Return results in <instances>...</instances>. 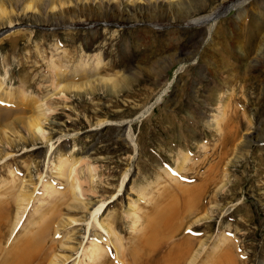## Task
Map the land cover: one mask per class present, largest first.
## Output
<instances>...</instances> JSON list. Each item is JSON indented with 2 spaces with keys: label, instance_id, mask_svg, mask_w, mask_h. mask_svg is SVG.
Here are the masks:
<instances>
[{
  "label": "rangeland",
  "instance_id": "obj_1",
  "mask_svg": "<svg viewBox=\"0 0 264 264\" xmlns=\"http://www.w3.org/2000/svg\"><path fill=\"white\" fill-rule=\"evenodd\" d=\"M7 1L0 108L12 114L0 120V259L12 241L26 239L41 259L55 253L75 264L98 243L111 251L103 260L119 263L107 234L88 227L106 203L99 219L124 239L128 255L152 233L143 252L151 257L157 236L172 228L161 255L173 247L178 256L188 235L213 247L225 233L235 247L226 264H264V141L242 147L264 129V0ZM213 14L216 21L200 23ZM56 74L79 87L60 92ZM38 105L45 136L27 126ZM229 121L237 139L226 143L219 130ZM215 165L230 184L216 199L214 185L194 198V186L223 180ZM20 197L31 202L13 232ZM212 203L224 210L203 219ZM210 254L197 264H213L218 256ZM180 259L169 264L186 263Z\"/></svg>",
  "mask_w": 264,
  "mask_h": 264
},
{
  "label": "bare ground",
  "instance_id": "obj_2",
  "mask_svg": "<svg viewBox=\"0 0 264 264\" xmlns=\"http://www.w3.org/2000/svg\"><path fill=\"white\" fill-rule=\"evenodd\" d=\"M4 1V0H3ZM12 2H14L13 0H11ZM52 1V0H51ZM2 2V0H0V3ZM6 2H8L6 0ZM16 2V1H15ZM49 2V0H48ZM52 3V2H51ZM30 4V3H29ZM1 5V4H0ZM26 5V4H25ZM48 5V4H47ZM5 9V8H4ZM1 13V12H0ZM217 16L216 14H213L212 16H209V17H206L205 19L201 20L200 23H206V22H211V21H216L217 19ZM219 17V16H218ZM204 18V17H203ZM58 72V71H57ZM56 72V73H57ZM59 74V73H58ZM58 74L57 75V78L59 80H57L59 82V85H60V92H64L65 90H68L70 88H78L79 86H75V85H68L66 84V81L64 80L63 77H58ZM56 77V76H55ZM111 83V82H110ZM2 83L0 82V93L3 91H1V88H2ZM59 89V87H57ZM22 92V91H21ZM20 92V93H21ZM22 94V93H21ZM13 100V95L11 94V92H8L6 93V101L7 102H11ZM2 103V100L0 99V104ZM158 103V101L155 102V104L153 106H151L149 108V110L152 108V107H155V105ZM34 104V103H33ZM227 106L224 108H221V119L223 118H227L228 116V110H227ZM36 113L39 114V116H30L29 118H27V126L28 128L32 129V131L35 132H38L39 134L45 136V132L43 130V126H42V119L40 118L41 115H44V109H43V106L42 105H38L37 108L35 109ZM49 111V110H48ZM50 112V111H49ZM9 115V114H12L11 110H7V109H1L0 108V120L1 118H3L2 116L3 115ZM232 118V117H231ZM138 119H142V118H138ZM136 119V120H138ZM220 119V118H219ZM220 119V121H221ZM136 120H133L131 123H133L134 121ZM21 122H24V119H21L20 120ZM223 123V122H222ZM221 123V124H222ZM224 123H226L224 121ZM231 122L229 121L228 125L225 126V130H222L220 129V137L225 141H227L226 143H228L229 141H236L237 139V135L235 134L231 124ZM225 125V124H224ZM218 127H220L221 125L217 124ZM237 132L240 130L238 126L235 127ZM264 128V127H263ZM130 129V127H129ZM129 129L127 130V137L131 139V141L133 142V137L130 135L129 133ZM251 131V130H250ZM247 134V133H246ZM249 138L247 140V142L245 141V145H242V147H248L249 144H254V143H258V142H262L264 141V129L262 130V134L260 135H254V136H251L248 135ZM240 142V141H239ZM238 143V142H237ZM136 146V145H135ZM224 146V145H223ZM240 146V145H239ZM237 147V146H236ZM222 148V147H221ZM238 151V150H237ZM240 151V150H239ZM248 151V150H247ZM223 152V151H222ZM237 157V156H236ZM226 158V157H225ZM207 159V158H206ZM205 159V160H206ZM237 159V158H236ZM186 159L183 160V162L181 163V167L182 165L185 163ZM207 161V160H206ZM230 162V161H229ZM198 163V162H197ZM199 164V163H198ZM203 164V163H202ZM202 164H200L199 166H201ZM205 164V163H204ZM221 165H223L221 163ZM63 166H64V163L61 162V165L59 167V170L62 171L63 170ZM179 167V168H181ZM195 167H197V165H194L193 166V170L195 169ZM219 168L218 170V178L221 177V169L223 168V166H220V165H215V166H212V168H210L211 172H216L217 169ZM199 168V167H198ZM203 168V167H202ZM201 170V169H200ZM212 174V173H211ZM228 176L227 174H225L224 177H221L223 178V180H221L220 182L218 180H215V179H206V181L202 184V185H197V186H194L193 189H190V194L194 197V198H199L200 196L204 195L205 194V190L210 186V185H214L217 190H215V194H213V197L211 198V200L213 199H216L217 197V194L219 192H222L220 190H223V189H226V187L230 184V182H226L225 180L228 179ZM216 177V176H215ZM126 179H127V176H126ZM197 180V179H196ZM232 182V181H231ZM220 183V185H218ZM123 185V184H122ZM214 187V189H215ZM45 189L47 192H49L50 190H52V188H49L48 186H45ZM72 192H73V195L76 199H78L79 197V194L81 192V188H80V185L77 184V185H73L72 186ZM218 192V193H217ZM82 193V192H81ZM204 199V198H203ZM18 207H17V218H16V221H15V225L13 228V232L14 229H16L18 227V225L21 223V220L23 219V216H24V212L26 211V204H28L29 202V199L25 198V197H20L18 199ZM214 203V202H213ZM212 203V204H213ZM106 203H102L101 205H99L97 208H95L93 211H92V220L91 222L88 223V227L89 229H91L93 227V224L95 223L96 225H98L97 227H99L105 234H107V236L110 238L111 241L107 242L108 245H111L110 243L113 244L114 246V249L115 251L117 252V260L119 263L117 264H120V262L122 264H169V262H171V260H173L172 262L176 261L177 259L181 258L183 259L185 257L186 260V263L183 262L184 264H197V261L199 259H201L202 255L204 253H208L210 254V252H212L213 254H210V256H213V255H217V260L214 262L215 264H226V263H229V261L227 260L228 257L232 256L233 252L235 251V247L234 245H231L229 240H228V237L225 235V233L222 234V236L220 237V239L218 240V242L216 244L212 246H208L207 245V240H198V239H194V238H191L189 235L188 237L186 238V244L184 245L183 248H181L182 250H176V251H180L178 253V256H175L173 255V247H170V250L167 249L168 253L164 254V255H161L160 254V251H162V247H163V244H167V243H170V242H167V239H169L170 236L174 235L173 233L175 232V229L174 231L171 229H167V230H164V233L163 235L161 236H157L160 239V242L158 244V248H153V254L151 257H146L147 259H144V253H147V251H149V248H152L153 246V243L151 242V234H146L144 235L143 233V237L146 236V237H142L143 238V241L139 242L140 244L138 245L137 248H133L134 251L130 250V254L131 255H128V251H127V247H126V244L124 243V239L121 238L113 229H112V226L109 225V226H106L105 224L101 223L100 219H99V216H101L102 214H105L106 212ZM190 205V204H189ZM192 205V204H191ZM193 208V205L191 206ZM211 209L210 211H207L205 212V217H203V219H207V220H211V217L210 216V213L212 214V211L215 212L214 208H216V210L218 212H222L224 210V207L219 209L218 206L214 205L213 206H210ZM209 207V208H210ZM190 208V209H192ZM199 210V209H198ZM203 210V208H202ZM208 210V208H207ZM5 211V209H4ZM205 211V210H204ZM195 212V211H193ZM192 212V213H193ZM199 212V211H198ZM202 212V211H201ZM199 212V213H201ZM171 213V212H170ZM197 213V214H199ZM217 213V212H216ZM1 214L3 215L4 212L1 211ZM194 214V213H193ZM196 214V215H197ZM135 216V214H134ZM204 216V215H203ZM207 216V217H206ZM214 217V215H213ZM200 218V217H199ZM201 219V218H200ZM202 219V220H203ZM4 219H2L0 217V222L2 221L3 222ZM66 221V220H65ZM151 221V220H150ZM2 222L0 223V228L2 226ZM62 222V221H61ZM70 223L69 224H74L76 223L77 221L75 219H72L69 221ZM157 222V221H156ZM139 223V218L137 217H134V226L132 228L133 231L137 232L136 230L139 229L138 228V224ZM172 223V222H171ZM61 224V223H59ZM154 224V223H153ZM151 225L150 226V229L151 230H154V227L156 225ZM158 224V222H157ZM160 224V223H159ZM158 224V225H159ZM162 224V223H161ZM160 224V225H161ZM56 225V224H55ZM58 225V224H57ZM147 225V224H145ZM149 225V224H148ZM147 225V226H148ZM60 226V225H59ZM140 226V225H139ZM54 227V226H53ZM56 233L58 234L59 233V227L56 226ZM160 229V228H159ZM45 230H48V228L46 227ZM54 230V229H53ZM150 230V231H151ZM194 230V229H193ZM156 231V230H155ZM163 232V231H162ZM36 233V232H35ZM156 233V232H155ZM154 233V234H155ZM176 233V232H175ZM159 234V233H158ZM172 234V235H170ZM22 236V235H21ZM41 236V235H40ZM20 237V236H19ZM27 237V236H26ZM47 237V236H46ZM15 240V239H14ZM167 242V243H166ZM4 242L0 241V257L1 255L3 254V251L4 249L2 248V245H3ZM209 244V243H208ZM169 244H167L168 246ZM171 245V244H170ZM173 245V244H172ZM174 246V245H173ZM136 247V246H135ZM165 247V246H164ZM110 248V246H109ZM148 248V249H147ZM167 248V247H166ZM176 248V247H175ZM211 248V250H210ZM33 247H31L30 243L24 239L23 241H15L10 244L8 250L5 252V255L0 259V264H34V262H36V264H61V263H66L67 262V258L66 260L63 262L57 254L53 253L55 250H54V247L52 246L51 248V251H49L50 253L49 254H52L50 256H47V257H44V258H40L38 256H35V255H31L33 253L32 251ZM145 249H147V251L145 252ZM152 250V249H150ZM164 250V249H163ZM210 250V251H209ZM108 252V255H111V251L110 249L108 250L106 247H104L102 244H98V243H92L91 247L89 249H86L85 248L82 250L81 254H80V257H79V260L78 262H76L75 264H93V263H89V262H84V260H82V257H88L89 258V261L90 262H95L96 260H99L100 261V264H114L112 262V260H110V258L108 259L105 258V260H103L104 256H105V253ZM144 252V253H143ZM150 252V251H149ZM221 252V253H220ZM220 253V254H219ZM138 255V256H137ZM140 255L142 257H140ZM177 255V254H176ZM130 257V258H129ZM187 257V258H186ZM180 259V260H181ZM48 261V262H47ZM98 261V262H99ZM178 261V260H177ZM225 261H227L225 263ZM213 262V261H212ZM218 262V263H217ZM96 263V262H95ZM116 263V262H115ZM213 263V264H214ZM97 264V263H96ZM179 264H182V261L181 263ZM206 264V263H205Z\"/></svg>",
  "mask_w": 264,
  "mask_h": 264
}]
</instances>
